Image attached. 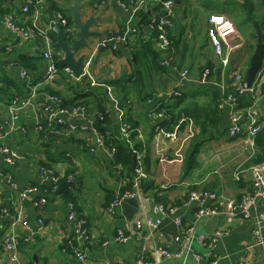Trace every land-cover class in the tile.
Masks as SVG:
<instances>
[{"label":"crops","instance_id":"obj_1","mask_svg":"<svg viewBox=\"0 0 264 264\" xmlns=\"http://www.w3.org/2000/svg\"><path fill=\"white\" fill-rule=\"evenodd\" d=\"M23 1L0 0V15L8 13L16 23L29 24L33 13L21 12ZM173 1L169 35H172L174 40L171 39V47L168 51L158 49L155 30L152 28L153 18L158 17L156 16L158 6L147 4L140 9L146 15L143 18L144 22H140L142 18L139 20L141 14L139 11L132 14L136 27L132 50H128L122 44L113 51L100 50L94 55L88 67L90 77L82 76L76 80L59 72L51 86L64 97L81 94L87 106V113L96 111L98 97L102 99L103 105L108 104L103 86H112L113 95L123 104L125 119L129 117L137 122L135 140L141 141L144 145L146 142L150 144L149 164L147 167L143 165L142 167L146 181H150L155 187L146 191L147 195L164 198L166 203L181 202L186 186L195 185L198 189L217 190L238 200L244 193H252L248 167L255 163L254 156L260 151L254 147L253 152L248 149V153L241 157L239 154L244 150L241 134L234 138H226L228 136L225 133L216 140H206L205 143H208L205 149L209 150L208 156L198 157L202 151L200 147L199 152L194 156V163L187 170L183 161L159 163L160 153L164 152L168 159L173 158L172 153L176 147L174 142L160 139L155 135L154 121L148 116L153 105L148 103V99H153L155 103L160 102L161 105L175 103L172 92L179 86L182 92L188 94L187 99L194 95L192 99L205 101V97L202 96L205 94L198 92L203 90V87L211 86L220 94V87L226 86L234 70L231 67L222 71L214 60L207 20L209 14L204 18L206 35L201 38L193 31L194 15L191 11L196 6L188 3L187 0ZM119 2L126 3L127 9ZM86 3L89 4L90 14L100 17L93 25V29L98 30L101 35L93 38L90 46L99 39L121 33L131 18V10L126 0H86ZM70 5V0H45L39 10V26L47 27L56 11L65 12ZM250 26L252 27L251 23ZM237 31L240 35L238 28ZM149 42L157 50L155 62L145 53ZM36 46V40L22 41L0 23V75H6L11 80L10 83L0 78V87L5 86L12 97L18 95L14 86L24 84L19 72L25 67L17 63V57L20 54L40 53ZM90 46L82 53L87 54L91 49ZM135 46L138 49V59L130 53ZM55 53L59 59L62 58L60 51ZM206 67L211 69L210 79L206 85H202L199 79ZM42 69H44V61L40 57L38 68L27 71L32 77L37 78ZM185 69L188 72L187 78L178 83L179 72ZM245 71L242 69L244 75ZM131 74L134 75V79L130 78ZM111 80H115L116 83H107ZM262 84H264V65L259 80L255 85L253 84L256 86L255 91L246 93L252 97L251 104L241 105L243 108L251 107L249 109L259 119L260 127L264 126V90L260 88ZM86 85L92 86V90L80 91L75 87ZM88 91L95 93L86 94ZM43 92L48 91L43 90ZM148 94L151 96L145 98ZM9 96L0 93V129L6 133L2 138V144L15 150L22 158L15 164L9 165L0 157V172L9 175L20 189L31 184L38 185L39 190L31 196L35 198L43 196L46 199V202L38 208L29 200L20 201L17 191L10 188L0 177V209L7 208L11 212L13 207L20 206L23 209L24 224L15 227L19 238L18 259L22 264H140L141 259L149 260L153 264H208L211 258L216 259L218 264H264L263 196L255 197L248 218L237 217L227 226L221 216L196 219L193 208L188 206L180 207L174 215L163 218L156 228H151L140 214L141 206L136 200L127 199L120 206L109 209V202L107 204L109 193L115 192L117 185L123 179L117 175L107 145L90 152L94 135L86 132L73 138H59L56 142L53 141L45 146L48 141L38 137L34 118L29 110L24 109L18 113L12 125L13 130L10 131L12 120L8 107L12 98L8 99ZM41 101L42 98L37 103ZM219 120L221 128L227 129L229 125L227 109L220 110ZM109 130L113 137L119 135V122L114 112H111ZM195 130L197 132L196 125ZM41 163L55 170L60 178L64 177L66 172L74 176L66 192L59 193L47 178L42 180L39 172ZM236 168L242 170L239 181H235L232 177ZM103 182L105 186H102ZM101 189H103L101 192L94 191ZM151 206V204L143 206L147 217L156 216ZM71 209L87 222L89 240L85 249L86 258L83 261L77 260L66 247V240L70 235V224L66 217ZM175 217H178L184 226H193L194 239L187 240L181 235L178 241L174 240L178 232L174 225ZM137 219L141 220L139 228L136 226ZM39 220L42 223H39ZM9 224L10 218L0 215V241ZM223 227L226 231L211 244L210 238L213 233ZM120 230L129 235L125 241L117 239ZM130 230L138 231L140 236H130ZM196 238H203V244H200ZM158 246L170 252L181 246L188 247L189 250L181 257H164L157 251ZM193 253L200 254L202 258L196 260ZM0 264H15L10 260V252L1 244Z\"/></svg>","mask_w":264,"mask_h":264},{"label":"built area","instance_id":"obj_2","mask_svg":"<svg viewBox=\"0 0 264 264\" xmlns=\"http://www.w3.org/2000/svg\"><path fill=\"white\" fill-rule=\"evenodd\" d=\"M45 0H24L21 5V12H32L31 22L29 24L16 23L12 16L8 13L0 15V23L10 32H12L18 39L22 41L36 40L37 50L40 51L41 59L44 61V69L37 78L32 77L30 72L25 68H21L19 75L24 80L27 92L23 96H14L10 100L8 111L12 120L10 131L13 130V122L17 119L20 111L29 110L34 118L35 128L38 134H41L42 139L46 140L49 137L69 138L76 137L80 134L90 132L94 135L93 145L89 148L90 152H94L99 147H105V139L113 138L109 130V123L103 122L101 127L105 130L101 132L95 125L98 121H104L111 117V112L116 114L119 122V135L118 140L128 145L133 152L138 162L136 173L133 176L130 188L121 190L123 183L117 185L114 197L109 203V209L120 206L125 200L133 199L141 206L140 214L143 215L145 223L151 228H156L163 220V218L172 216L180 207H192L193 215L196 219L202 217L221 216L224 218L226 226L233 222L237 217L248 218L251 215V206L256 196L264 197V158L248 167L250 178V185L252 193H244L238 200L226 196L224 193L217 190L209 189H195L188 192L186 198H183L179 204L167 203L163 204L158 202L154 196L147 195L141 187L142 180L146 178V174L141 165L142 151L134 149V140L130 138L131 129L127 120L125 119L124 109L121 106L120 99L116 98L112 93V86L104 85L105 92L109 97V102L105 106L103 112H89L87 113V106L85 104L63 105L62 98L59 95L43 92L42 88L46 85H51L59 72L67 74L70 78L72 70L69 66H62L60 68L56 65L55 50L53 49V41L50 37V25L52 23L61 24L67 31L71 30V26L67 25L68 21L64 14L58 10L55 12L54 18L48 22V26L41 28L39 26V10ZM131 10V18L128 24L121 33L112 36H107L99 39L97 42L91 44L90 51L86 54L84 59V66L82 68V76L90 77L88 67L91 64L92 58L100 50H116L119 44L124 45L128 50H132V45L135 41L136 27L133 23L134 18L132 14L138 12L147 4H155L158 6L157 15L152 21V28L156 32V42L159 50L168 51L171 47L170 29L171 20L170 16L173 12V0H126ZM124 8L127 9L126 3L119 2ZM209 35L213 48L214 60L221 67V70H227L231 67L234 68L229 82L226 86L220 87V95L218 100L219 109H227L229 111V125L226 130L227 136L234 138L239 134L242 135V143L251 152L254 150V136L259 130V119L249 108H243L240 105V97H243L247 92L252 93L255 91L256 86L246 89L243 86L244 74L242 69L237 64L235 57L239 50L244 48L243 38L238 34L234 22L228 18L225 13H211L208 15ZM39 47V48H38ZM233 56V57H232ZM165 63V61H163ZM211 69L206 67L203 69L202 76L199 83L206 85L209 82ZM187 70L179 72V82L187 78ZM75 79V78H74ZM77 80V79H76ZM93 83V81H92ZM231 88V91L228 90ZM176 94L175 91L172 92ZM42 98L40 103L38 100ZM148 103L152 104V108L148 112V116L154 121L155 135L160 139L174 142L175 149L173 150V158H167L164 152L159 155V163H181L184 158V151L186 150L190 140L196 133L194 122L191 118L181 115L178 120L171 124V128L163 127L159 122L165 117V109L161 107L160 102L155 103L153 99L149 98ZM39 105V106H38ZM6 133L0 129V157L5 163L13 165L22 156L15 150H11L2 144V138ZM112 149H109V154L113 158ZM69 154H67L68 156ZM117 175L119 176L121 166L114 163ZM39 172L42 180L47 178L53 187L56 188L57 181L60 179L59 175L52 168L47 166H40ZM242 170L237 169L233 172L232 177L235 181L240 180ZM0 177L4 182L17 191L20 201L29 200L36 208L40 207L46 202L45 197L39 198L32 197L33 193L39 190V186L31 184L24 188H18L17 184L12 178L0 172ZM63 178V177H62ZM74 176L68 174L66 182H72ZM145 204H151V210L156 214L154 217H147L146 210L143 208ZM1 216H8L10 218L9 228L1 236V246L10 252V260L15 264H22L18 259V234L15 232V227L24 224L23 209L20 206L13 207L11 212L7 208L0 209ZM67 220L70 224V235L66 240V247L69 252L75 256L77 260L83 261L86 258V244L89 240V231L85 218L79 215L76 211L70 210L67 214ZM264 220V216L262 217ZM39 223H42L39 220ZM174 225L177 228V235L174 237L178 241L182 236L187 240L194 239L193 226H184L182 221L174 218ZM136 226H141V220H136ZM226 231V228L217 229L210 243H214ZM140 236L138 231L130 230V236ZM129 238L122 230L118 231L117 239L125 241ZM196 240L203 244V238H196ZM145 250V247H143ZM189 250L188 247L181 246L174 252H170L161 246L157 247V251L164 257H181ZM196 260H200L202 256L198 253H193ZM140 264H153L149 260H140ZM208 264H218L216 259H209Z\"/></svg>","mask_w":264,"mask_h":264},{"label":"trees","instance_id":"obj_3","mask_svg":"<svg viewBox=\"0 0 264 264\" xmlns=\"http://www.w3.org/2000/svg\"><path fill=\"white\" fill-rule=\"evenodd\" d=\"M242 4V2H241ZM65 18L67 19L68 23H72L71 21V14L68 11L64 10H60ZM142 11V10H141ZM139 10V20L140 18H142V21L140 22H144L143 18L146 17L145 13L141 12ZM251 12L257 14V18L253 17L254 19L259 21V24L261 26V28L264 30V5L262 3V0H259L258 4L251 7ZM246 14L249 15V12L246 11ZM251 16V15H250ZM51 40L54 42L56 39L55 34L49 32ZM154 36L156 37V32L154 33ZM253 36V35H252ZM170 39H173V36L170 35ZM56 51V50H55ZM138 49L135 46L134 50L131 51L130 53H132L131 55H133V57H139L138 54ZM38 55H37V54ZM145 53H147L150 58L151 61L153 60V62H155L156 56H157V50H155L151 43H147V46L145 48ZM40 53L35 52V54L32 55H28V54H20L18 55V62L19 65L21 67H25L27 68V70H36L38 68V63L40 60ZM55 58H56V65L58 68L62 67V65L58 64V56L55 53ZM0 78L4 81H7L11 83V80L9 79L8 76L6 75H0ZM131 79H134V75L131 74L130 75ZM107 83L109 84H115L116 81L115 80H111L108 81ZM17 90L18 95L17 96H23L26 92H27V88L25 86V83L23 84V86H14ZM261 90H264V84L261 85ZM42 90L48 91L50 93L59 95L62 98V104L69 106V105H73V104H85V101L83 100V98L80 96L81 94H77V95H73L70 97H64L60 95V92L57 89H54L51 85H46L45 87L42 88ZM104 90V89H103ZM229 91H231V88H228ZM176 92V94H172L173 98L175 99V103H168L165 105H161L162 108L165 109V117L163 118V120H161L159 123L165 127V128H171V124L176 122L178 120V118L181 115H184L186 117H189L193 120L194 124L197 127V132L194 134V136L192 137V139L189 142V146L186 150V153L184 155L183 158V164L185 166V170H187L193 163H194V156L196 155V153L199 152V149L201 147V143L206 141V140H216L218 138L223 137V135L226 133V130H223L220 126V120H219V112L221 109L218 108L217 104H218V100H219V95L217 89L212 88L211 86L208 87H203V90H201L198 93L201 94H205L202 95L205 97V101H201V100H196V99H192L193 97H195L194 95L192 96V98L187 99L188 94H186L185 92H182L180 87L177 86L174 90ZM101 92V91H99ZM0 93L5 94V95H10L8 99L13 98L12 95L10 94L9 90L5 87V86H1L0 87ZM88 93H95L93 91H88L86 92V94ZM249 93V92H247ZM207 95V96H206ZM107 96V95H106ZM151 96L150 94H148V96H146L145 98ZM100 97H98V99L96 100V111L97 112H103L105 109V105H103L101 103ZM251 100L252 97L250 94H245L243 97H240V105H249L251 104ZM108 101V99L106 100ZM123 104L121 103V106ZM110 121V117H108L106 120L104 121H98L95 125L98 127V129L101 132H104L105 130L101 127L103 122H108ZM127 122L130 125L132 132L130 133V138H132L134 140V149L138 150V151H142L144 150V155L141 158V165H143L144 167H147V165L149 164V142H146V145H144L141 141L139 140H135L136 137V127H137V122L134 120H131V118L127 117ZM39 138L41 137V134H39L38 136ZM73 138V137H72ZM226 138H231V137H226ZM59 138L57 137H49L48 139H46L45 141H48L45 146H48L49 144H51L53 141L56 142ZM105 143L107 144V146L109 147V149L113 150V161L116 164H119L121 166V170L119 173V177L121 179H123V181L121 183H123L121 190H125V189H129L130 188V183L131 180L133 178V176L136 173V169L138 166V162L136 160L135 157V152H133L131 150V148L128 147V145H126L124 142L118 140L117 138H109V139H105ZM254 147L256 149H260V151H258L255 156H254V162H258L259 160L264 158V126L260 127L259 126V130L257 131V133L254 136ZM256 152V151H255ZM46 164L41 163V166H44ZM70 174L69 172H66V175L63 178H60L56 183H57V192L59 193H64L66 192L65 190L67 189V186H69V184H71V182H67L66 183V176ZM53 186V184H52ZM141 187L142 189L146 192V191H150L151 189H153L155 186L154 184L150 183V181H146V178L144 180H142L141 183ZM198 189L195 185H188L186 186L185 189V194H184V198H186L188 192H190L191 190H195ZM114 191L109 193V199L107 201L110 203L111 200L114 197ZM156 200L158 202H161L163 204H167L166 200L164 198H159L158 196H156ZM180 202L176 201L175 204H179ZM106 204V205H107ZM68 250V248H67Z\"/></svg>","mask_w":264,"mask_h":264},{"label":"water","instance_id":"obj_4","mask_svg":"<svg viewBox=\"0 0 264 264\" xmlns=\"http://www.w3.org/2000/svg\"><path fill=\"white\" fill-rule=\"evenodd\" d=\"M71 5L68 11L71 14V30L67 31L61 24L52 23L50 32L55 34L56 39L52 45L53 49L62 53V58L58 59V64L69 66L72 76L75 79L82 77V68L86 57L83 50L88 49L93 38L99 37L101 33L93 29V25L98 22L100 17L90 14L86 0H70ZM264 5V0H262ZM252 25L255 38L254 51L249 60V65L245 71L243 86L250 89L259 76L264 64V30L259 22L248 16ZM233 57V56H232Z\"/></svg>","mask_w":264,"mask_h":264},{"label":"rangeland","instance_id":"obj_5","mask_svg":"<svg viewBox=\"0 0 264 264\" xmlns=\"http://www.w3.org/2000/svg\"><path fill=\"white\" fill-rule=\"evenodd\" d=\"M187 1L188 3L194 4L196 6L195 9L191 11V13L194 15L192 21L194 24L193 31L197 32L201 38H204L206 35V28L204 26V18L206 14L225 13V15L234 22L235 26L239 29L240 35L244 41V48L237 52L235 60L241 69L246 70L248 67L247 65H249V59L254 51L253 45L255 46L256 43L254 37L252 36V34L254 35V32L252 31V27L250 26L247 16H249L250 18L251 17L257 18V14L251 12V7L257 5L259 0H187ZM246 11L249 12V15L246 14ZM252 43L253 45L251 46ZM74 83L76 82L74 81ZM75 87L80 91H84L86 89L92 90L93 88L92 86H88V85L75 86ZM107 99L109 102L108 96ZM205 142L206 141L201 143L202 151H200V154L198 155V157L200 158H203L204 156H208L209 154V150L205 149L206 148L205 145H207L208 142L207 143ZM220 146L224 147L223 145ZM242 148H244V150L241 151L242 153L239 154L241 157L245 156V154L248 153V149H246L245 145H243ZM102 186H105L104 182L102 183ZM201 189H205V188H201ZM102 190L103 189L94 190V191L101 192Z\"/></svg>","mask_w":264,"mask_h":264}]
</instances>
